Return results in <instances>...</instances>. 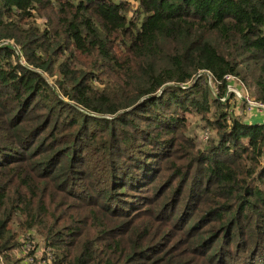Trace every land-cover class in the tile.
Returning a JSON list of instances; mask_svg holds the SVG:
<instances>
[{
  "label": "trees",
  "instance_id": "1",
  "mask_svg": "<svg viewBox=\"0 0 264 264\" xmlns=\"http://www.w3.org/2000/svg\"><path fill=\"white\" fill-rule=\"evenodd\" d=\"M227 75L264 106V0H0L3 264H264Z\"/></svg>",
  "mask_w": 264,
  "mask_h": 264
},
{
  "label": "rangeland",
  "instance_id": "2",
  "mask_svg": "<svg viewBox=\"0 0 264 264\" xmlns=\"http://www.w3.org/2000/svg\"><path fill=\"white\" fill-rule=\"evenodd\" d=\"M43 77H45L47 79V81H49L51 83V78L50 77H46L44 74H43ZM231 83L234 84L232 86L234 87L235 90H237V92H238V94L240 96H243V95L246 94V91H241V90L237 89V87H238L237 85H240L237 81L232 80ZM207 84L210 85V86L212 85L211 81L208 82V79H207ZM221 101H223V100H221ZM240 101H242V100H240ZM240 101H239V103H241ZM242 105H238L237 104L235 109H238V112H239L240 115L245 116L244 114H245V110H246V108H245L246 101H244V106H242ZM187 118L189 120V124L187 125V127H188L187 128V134L190 137L194 138V140L196 141L195 143L198 146L203 147L204 146V142L206 141V139L208 137H210L213 134V132H210L208 129H205L206 127L204 128L202 126V121H200V119L197 116H193V114H192V115H188ZM34 238H35V240L38 239L36 236H34ZM28 247H29V249H31L30 246H28ZM35 254H36V252L34 253V256H35ZM38 254L40 255V253H38ZM11 257H12V260H11L10 263H15L16 264V262H17V263H21L22 264V262H26L28 264H35L34 262L31 261V259H32V258H30L31 256L30 257H27V256L25 257L24 255H21L20 252H18V251L12 253ZM2 264H3V262H2Z\"/></svg>",
  "mask_w": 264,
  "mask_h": 264
},
{
  "label": "built area",
  "instance_id": "3",
  "mask_svg": "<svg viewBox=\"0 0 264 264\" xmlns=\"http://www.w3.org/2000/svg\"><path fill=\"white\" fill-rule=\"evenodd\" d=\"M207 78H208V82H210L211 81V75H210V73H207ZM226 80H228L229 81V83L230 84H228L227 85V88H226V90H227V92H232V93H234L235 94V97L240 101V100H242V101H240V102H242V103H244V101H246V105H245V108H246V110H245V116H242L243 118H244V120L246 119H248L247 118V116L246 115H248V113H249V111L252 109V107H254V108H257V109H264V106H261L260 104H258V103H255V102H252V101H250L249 100V98H248V95H247V93L245 94V95H243V96H240L239 94H238V92H237V90H235L234 89V87L232 86V85H234V84H232L231 83V81L232 80H235V81H237L233 76H231V75H227L226 76ZM238 82V81H237ZM239 83V82H238ZM243 97V98H242ZM242 98V99H241ZM237 111H238V109H236ZM238 114H239V112H238ZM239 116H241L240 114H239ZM1 257H0V264H1Z\"/></svg>",
  "mask_w": 264,
  "mask_h": 264
},
{
  "label": "crops",
  "instance_id": "4",
  "mask_svg": "<svg viewBox=\"0 0 264 264\" xmlns=\"http://www.w3.org/2000/svg\"><path fill=\"white\" fill-rule=\"evenodd\" d=\"M247 116L249 122L263 123L264 122V109H257L252 107Z\"/></svg>",
  "mask_w": 264,
  "mask_h": 264
},
{
  "label": "water",
  "instance_id": "5",
  "mask_svg": "<svg viewBox=\"0 0 264 264\" xmlns=\"http://www.w3.org/2000/svg\"><path fill=\"white\" fill-rule=\"evenodd\" d=\"M242 99V98H241Z\"/></svg>",
  "mask_w": 264,
  "mask_h": 264
}]
</instances>
